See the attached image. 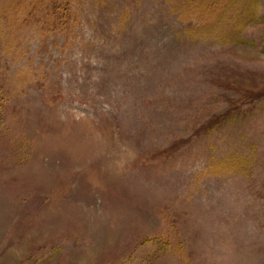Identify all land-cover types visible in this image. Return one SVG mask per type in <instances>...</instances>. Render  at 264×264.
I'll use <instances>...</instances> for the list:
<instances>
[{"label":"rangeland","instance_id":"rangeland-1","mask_svg":"<svg viewBox=\"0 0 264 264\" xmlns=\"http://www.w3.org/2000/svg\"><path fill=\"white\" fill-rule=\"evenodd\" d=\"M224 1L0 0V264H264V0Z\"/></svg>","mask_w":264,"mask_h":264},{"label":"trees","instance_id":"trees-1","mask_svg":"<svg viewBox=\"0 0 264 264\" xmlns=\"http://www.w3.org/2000/svg\"><path fill=\"white\" fill-rule=\"evenodd\" d=\"M251 2H252V0H251ZM232 6H233V0H226V1H224V6H223V9H222L223 11L221 12L219 18L221 17V15L227 16V14H232L233 18L235 17V21L237 19L238 20L240 19V23H241V22H243V20L246 19V17L247 18L249 17L248 18L249 20L247 21V24H250V22L253 20V18H252L253 15L251 14V16H249V13H250V7H249V5H247L248 8H246V9H244V7H243V9L237 10L238 13L237 12L235 13L233 10H230V7H232ZM245 10H246V13L244 12ZM211 14H212V12H211ZM214 23H216V22H214ZM240 23L238 22L236 24L239 26ZM237 25H235V27H233L235 31L237 30Z\"/></svg>","mask_w":264,"mask_h":264}]
</instances>
